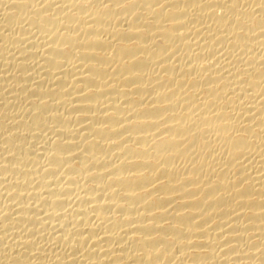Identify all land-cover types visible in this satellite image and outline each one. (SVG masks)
<instances>
[{"label": "bare ground", "instance_id": "6f19581e", "mask_svg": "<svg viewBox=\"0 0 264 264\" xmlns=\"http://www.w3.org/2000/svg\"><path fill=\"white\" fill-rule=\"evenodd\" d=\"M0 264H264V0H0Z\"/></svg>", "mask_w": 264, "mask_h": 264}]
</instances>
